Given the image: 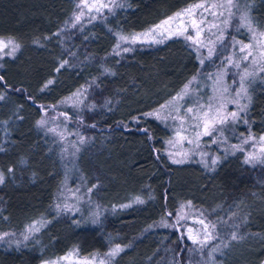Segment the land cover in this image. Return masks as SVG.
<instances>
[{
  "label": "trees",
  "instance_id": "obj_1",
  "mask_svg": "<svg viewBox=\"0 0 264 264\" xmlns=\"http://www.w3.org/2000/svg\"><path fill=\"white\" fill-rule=\"evenodd\" d=\"M198 1L122 0L103 20L70 27L76 0H0V37L19 44L0 68V172L5 177L0 231L21 233L42 222L24 243L0 242V264H45L70 250L90 256L114 245L123 251L113 264H188V236L160 224L184 202L235 232L228 249L240 250L239 255L223 264H261L264 161H249L242 150H232L211 165L175 163L164 150L169 130L146 115L201 69L216 66L218 57L201 67L183 36L115 50L117 30L149 29ZM248 1L254 23L264 28V0ZM232 37H244L243 28L232 26ZM80 89L86 98L78 116H59L79 122L87 138L78 167L93 199L104 207L98 221L58 205L64 163L55 138L38 123L43 111L52 113ZM248 90L239 130L259 135L264 133V71L248 81Z\"/></svg>",
  "mask_w": 264,
  "mask_h": 264
},
{
  "label": "rangeland",
  "instance_id": "obj_2",
  "mask_svg": "<svg viewBox=\"0 0 264 264\" xmlns=\"http://www.w3.org/2000/svg\"><path fill=\"white\" fill-rule=\"evenodd\" d=\"M76 4L80 7H77L70 27L103 20L117 6L122 5V0H76ZM222 4L225 6L220 7ZM233 4L234 6L229 8L226 0H200L175 12L170 16L172 19L169 23L160 29H156V26L161 25V22L143 31H116L117 53L139 44L158 43L157 41H164L171 36H183L197 51L201 67L213 64V59L218 57L216 66L207 71L201 69L175 95L150 112L158 114L150 116L170 132L164 143V150L172 161H198L211 165L219 158L220 153L232 150H242L249 161H264V139H261L264 133L254 135L239 130V125L244 123V115L250 102L248 81L264 71V35H261L264 28H259L254 23L248 0H233ZM197 5L203 7H196ZM213 5L216 7L213 8ZM178 13L181 15L177 16ZM77 15L81 17L79 20H76ZM232 26L243 28L244 37L230 39L229 30ZM164 28L168 31H164ZM150 29L156 30L149 31ZM178 32L183 35L176 34ZM121 36L128 39L121 40ZM133 37H137L135 42ZM197 40L200 43H197ZM0 41H12L19 45L12 38L0 37ZM245 45L249 47H244ZM11 48L12 45L9 44L8 48L0 50V68L6 56H13L17 52L16 50L11 55L7 54L11 52ZM85 98L86 91L80 89L61 100L52 113L43 111L46 114L41 119L44 122L41 126L55 138L64 163V181L57 197L58 205L72 213L85 214L98 221L104 207L93 199L92 188L88 186L78 167V155L87 138L81 132L79 122H76V125L62 120L59 116H78ZM233 112L237 113L236 119L230 115ZM54 113L57 117H54ZM221 119L225 122L220 123ZM205 124L208 125L210 134H205ZM200 221H204V224ZM160 224L177 229L188 236L191 251L188 264H223L222 260L231 257L235 259L239 255L240 250L228 249L235 232L226 226L219 228L205 211L192 203H182L171 219H166ZM41 227L42 222L34 221L21 233L0 231V237H3L0 242L24 243L35 235L37 231L34 229ZM5 233L8 235H4ZM206 233H210L207 238ZM25 236H28L27 240L24 239ZM116 246H112L104 254L90 256L80 255L76 249L70 250L45 264H113L116 256H110L109 253ZM261 264H264V259Z\"/></svg>",
  "mask_w": 264,
  "mask_h": 264
},
{
  "label": "snow or ice",
  "instance_id": "obj_3",
  "mask_svg": "<svg viewBox=\"0 0 264 264\" xmlns=\"http://www.w3.org/2000/svg\"><path fill=\"white\" fill-rule=\"evenodd\" d=\"M226 5H227V7H229V8L233 7V6H234V4H233V0H226ZM101 6H102V7H107V5H101ZM224 6H225V5H223V4L220 5V7H224ZM77 7H80V6L78 5ZM196 7H203V5H197ZM212 7L214 8V7H216V5H213ZM81 15H82V13H81ZM180 15H181L180 13L177 14V16H180ZM80 18H81L80 15H77V16H76V20H79ZM241 18L244 19L245 17H241ZM171 19H172V18L170 17L168 20L162 21V22H161V25H157V26H156V29H160V28H162L163 25H167ZM156 29H150L149 31H155ZM163 30H164V31H168V29H166V28H164ZM169 34L171 35V33H169ZM176 34H178V35H183L182 32H178V33H176ZM198 35H199V32H197V36H198ZM261 35H264V33H261ZM120 39H121V40H127L128 38H127V37H123V36H121ZM136 39H137V37H133V38H132L133 42H135ZM188 39H193V37H188ZM157 42H162V41H157ZM196 42H197V43H200L199 40H197ZM9 44L12 45V48H11V52H9V53H7V54L11 55L12 53H14V52H15L16 50H18V48H19V45L12 43V41H9V42H7V43H5V42H3V41H0V50H2V49H4V48H8V47H9ZM117 47H119V45H118ZM244 47H249V46L245 45ZM127 50H128V49H125V51H127ZM244 58L247 59V56H245ZM61 66H63V65H61ZM0 81H3V76H0ZM48 83L50 84V83H52V81H49ZM45 87H47V85H45ZM185 87L187 88V85H186ZM241 89L243 90V77H241ZM245 91H246V90H245ZM0 99H3V96H0ZM189 111H191V109H189ZM146 115H158V114H156V113H147ZM230 115L232 116L233 119H236V117H237V113H235V112L231 113ZM224 122H225L224 119H221V120H220V123H224ZM245 122H246V121H245ZM38 123L42 124V123H44V122H43V121H39ZM205 134H210V133L208 132V125H207V124H205ZM261 139H264V137H262ZM174 162H175V163H182L183 161H181V160H176V161H174ZM213 163H215V161H213ZM9 172H11V169H9ZM4 180H5L4 175H3L2 173H0V184H3V183H4ZM138 202L142 203L143 201H138ZM190 203H191V202H189V204H190ZM200 223H201V224H204V221H200ZM205 227L207 228L208 225H205ZM213 227H214V226H213ZM29 230L32 231L33 229H29ZM34 230H35V231H39V229H34ZM4 235H8V234L5 233ZM209 235H210V233H206V238H207V236H209ZM236 238H237V237H236L235 233H233V235H232V239H236ZM2 239H3V237H0V240H2ZM24 239L27 240V239H28V236H25ZM193 239H194V238H193ZM194 242H196L195 239H194ZM201 243H203V241H201ZM122 251H123V248H121L119 245H117L114 249H112V251L109 253V255L114 257V256L118 255V254H119L120 252H122ZM102 264H103V262H102Z\"/></svg>",
  "mask_w": 264,
  "mask_h": 264
}]
</instances>
